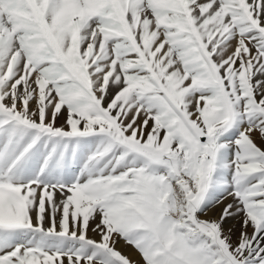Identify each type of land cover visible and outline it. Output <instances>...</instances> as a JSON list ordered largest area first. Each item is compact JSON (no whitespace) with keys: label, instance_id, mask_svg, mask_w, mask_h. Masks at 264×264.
Here are the masks:
<instances>
[{"label":"snow or ice","instance_id":"obj_1","mask_svg":"<svg viewBox=\"0 0 264 264\" xmlns=\"http://www.w3.org/2000/svg\"><path fill=\"white\" fill-rule=\"evenodd\" d=\"M253 132L264 0H0V264H264Z\"/></svg>","mask_w":264,"mask_h":264},{"label":"rangeland","instance_id":"obj_2","mask_svg":"<svg viewBox=\"0 0 264 264\" xmlns=\"http://www.w3.org/2000/svg\"><path fill=\"white\" fill-rule=\"evenodd\" d=\"M233 47L235 46V41L232 42ZM66 119V110L63 111L61 115L58 116L56 120V125L61 126L64 125ZM140 120L143 119L141 116L139 118ZM152 125V121H149L148 128L145 129V132L150 130ZM252 137L254 141L257 143L258 146H260L262 149H264V142L261 141V139L258 137V134L256 132L252 133ZM232 202L231 197H227L225 200H223L221 203L216 204L214 207L209 209L207 212L201 213L200 216L202 219H218L220 212L225 204ZM241 221L242 216L241 215H235L225 221V223L222 225L224 232L226 235H230L231 237V243L235 245L238 243L239 234L241 231ZM98 222V217L96 220L91 222V225L89 227V230L87 232V236L94 240H99L100 236L97 232H93L91 230L92 226H94L95 223ZM246 231L251 234L252 228L249 226ZM98 234V235H96ZM117 251H119L121 254L126 256L130 259V261L133 262V264H143V260L139 253L134 250L131 246L127 245L122 239L117 238L116 243L113 245ZM64 264H67V259H64Z\"/></svg>","mask_w":264,"mask_h":264},{"label":"bare ground","instance_id":"obj_3","mask_svg":"<svg viewBox=\"0 0 264 264\" xmlns=\"http://www.w3.org/2000/svg\"><path fill=\"white\" fill-rule=\"evenodd\" d=\"M32 106H34V103L32 104ZM57 199H59V195L57 194V197H56ZM96 235H98V234H96Z\"/></svg>","mask_w":264,"mask_h":264}]
</instances>
